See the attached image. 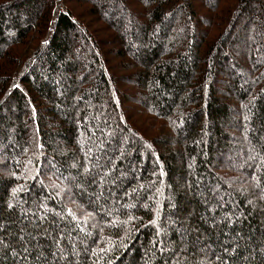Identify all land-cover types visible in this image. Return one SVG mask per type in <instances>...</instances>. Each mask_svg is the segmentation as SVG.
Listing matches in <instances>:
<instances>
[{
    "label": "trees",
    "instance_id": "1",
    "mask_svg": "<svg viewBox=\"0 0 264 264\" xmlns=\"http://www.w3.org/2000/svg\"><path fill=\"white\" fill-rule=\"evenodd\" d=\"M103 1L0 0V264H264V0Z\"/></svg>",
    "mask_w": 264,
    "mask_h": 264
},
{
    "label": "rangeland",
    "instance_id": "2",
    "mask_svg": "<svg viewBox=\"0 0 264 264\" xmlns=\"http://www.w3.org/2000/svg\"><path fill=\"white\" fill-rule=\"evenodd\" d=\"M56 1H59V0H56ZM102 3H104V1L102 0ZM106 5L108 6V7H112L113 6V1H108V2H106ZM131 9V7H130V5L129 6H127V8H126V10L127 9ZM117 9H119V10H121V7H117ZM123 11V10H122ZM103 12H104V14L106 13V9H103ZM106 16H107V14H105ZM123 21H124V25H125V27H126V25H129L130 23H131V18L130 17H125V18H123ZM126 33V32H125ZM257 60H258V62L260 63V64H262V66L264 67V45L263 46H261L260 47V50L258 51V58H257ZM89 62L88 61H86V63L84 64V69L85 70H87V64H88ZM263 72V71H262Z\"/></svg>",
    "mask_w": 264,
    "mask_h": 264
}]
</instances>
